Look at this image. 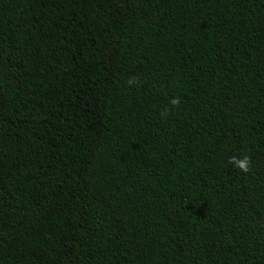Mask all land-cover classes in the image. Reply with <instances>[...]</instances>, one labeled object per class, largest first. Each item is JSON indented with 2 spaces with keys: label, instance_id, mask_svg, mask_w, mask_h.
Instances as JSON below:
<instances>
[{
  "label": "trees",
  "instance_id": "obj_1",
  "mask_svg": "<svg viewBox=\"0 0 264 264\" xmlns=\"http://www.w3.org/2000/svg\"><path fill=\"white\" fill-rule=\"evenodd\" d=\"M0 264H264V0H0Z\"/></svg>",
  "mask_w": 264,
  "mask_h": 264
},
{
  "label": "clouds",
  "instance_id": "obj_2",
  "mask_svg": "<svg viewBox=\"0 0 264 264\" xmlns=\"http://www.w3.org/2000/svg\"><path fill=\"white\" fill-rule=\"evenodd\" d=\"M129 83H131V81H129ZM180 103H181L180 97L171 98L169 100V104L171 105V108L165 107L161 111V117L166 119L168 115L171 113L172 108L178 107ZM228 163L245 174H248L253 170L252 169V165H253L252 157L248 154H244L242 158L233 155L228 159Z\"/></svg>",
  "mask_w": 264,
  "mask_h": 264
}]
</instances>
